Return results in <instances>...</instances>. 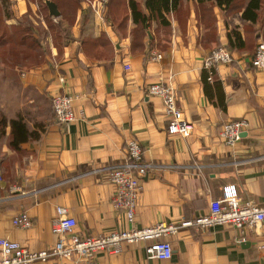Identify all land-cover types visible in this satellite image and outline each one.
<instances>
[{
	"label": "crops",
	"instance_id": "0c3cea01",
	"mask_svg": "<svg viewBox=\"0 0 264 264\" xmlns=\"http://www.w3.org/2000/svg\"><path fill=\"white\" fill-rule=\"evenodd\" d=\"M216 2H206L211 16L197 0H184L181 20L167 15L171 31L153 22L139 45L133 40L131 14L123 31L107 19L105 2L83 0L75 22L65 24L68 40L59 47L43 42L42 64L0 73L7 84L5 97L0 95L7 120L0 130V238L33 251L52 247L59 206L68 208L80 236L179 222L206 212L227 186L241 201L264 207V69L252 65L258 43L264 42V0L256 19L243 15L250 0ZM27 10V2L17 0L9 23ZM220 46L232 48L234 58L214 71L223 100L215 87L211 98L203 86L205 60ZM161 82L173 89L176 105L194 126L187 138L168 134L170 115L163 100L147 92L149 85ZM58 94L74 97L76 121L65 127L52 106ZM19 117L39 138L29 135L13 149L10 121ZM235 119H246L248 126L239 141L227 145L221 131ZM130 139L139 142L145 161L153 165L141 181L133 224L113 207L108 177L109 168L126 162ZM22 212L31 217V227L13 224ZM169 240L173 255L168 260L149 258L144 243L124 244L118 254H99L97 264H264V223L244 231L183 228Z\"/></svg>",
	"mask_w": 264,
	"mask_h": 264
},
{
	"label": "built area",
	"instance_id": "2783aa9c",
	"mask_svg": "<svg viewBox=\"0 0 264 264\" xmlns=\"http://www.w3.org/2000/svg\"><path fill=\"white\" fill-rule=\"evenodd\" d=\"M159 56V55H158ZM232 52L225 47L212 50L204 63L208 80L213 81L215 69L223 64L233 62ZM255 69H264V42H259L252 57ZM130 68L126 65V69ZM149 95L158 96L170 115L169 135L189 137L194 129L191 122L184 118L182 110L176 105L173 89L165 83L151 84L147 88ZM55 119L61 126H68L76 121L74 97L70 94H58L52 98ZM246 119H235L224 124L221 138L227 145H234L246 130ZM126 162L109 168L108 177L114 187L112 205L126 216L127 222L133 224L141 189V181L153 167L146 162L144 150L135 139L126 144ZM3 181V155L0 150V182ZM57 217L52 226L57 236L55 244L44 250L33 251L19 242L0 238V264H34L36 262H55L61 259H72L74 264H97L99 254H118L124 244L140 246L145 244L147 256L152 259L168 260L173 255V247L169 237L183 228H192L203 232L214 226H232L241 231L248 227H256L264 223V207L251 202H243L232 186L223 189L222 197L213 199L208 210L192 219L179 222H160L151 226L129 227L98 236H80L76 233L77 222L69 215L68 208L59 206ZM13 224L19 228L32 226L31 217L19 213L13 218ZM264 248V245L261 248Z\"/></svg>",
	"mask_w": 264,
	"mask_h": 264
},
{
	"label": "trees",
	"instance_id": "16d2710c",
	"mask_svg": "<svg viewBox=\"0 0 264 264\" xmlns=\"http://www.w3.org/2000/svg\"><path fill=\"white\" fill-rule=\"evenodd\" d=\"M59 11L60 16L53 19L49 14L48 6L44 1H40L38 13L44 18V27L29 18L28 12L18 19L15 23H9L13 16L8 11V4L11 0H0V73H11V69L20 68L27 69L39 66L45 60V45L43 42L51 38L52 42L59 47L68 39V29L65 24L72 25L77 17V12L81 7L83 0H51ZM91 2L92 0H84ZM184 0H105L106 17L113 24L117 23V27L124 31L128 16L131 14L135 23L133 30V40L135 44H141V40L149 34L152 23L157 22L158 28L165 31H171V23L167 15L173 13L175 18L181 20L185 12L181 7ZM200 9L207 11L213 16L212 8L206 2L210 0H197ZM218 5L228 4L231 0H216ZM262 0H250L244 10V18L256 19L258 9ZM56 21V22H55ZM67 22V23H65ZM231 34L229 38L231 40ZM238 37V32H233ZM154 43L155 39L151 40ZM258 46V45H257ZM230 49V48H229ZM232 50V48L230 49ZM256 51V50H255ZM255 53V52H254ZM203 86L207 95L212 98V89L215 87L220 96L219 100H223V93H219L222 89L220 81L210 82L208 74L205 71L203 76ZM222 92V91H221ZM223 101L220 102V104ZM7 120L0 111V130L4 132ZM11 131L9 134V146L13 149H19L21 143L27 141L29 135L34 139H38L39 135L30 132L24 118L19 117L10 121Z\"/></svg>",
	"mask_w": 264,
	"mask_h": 264
},
{
	"label": "rangeland",
	"instance_id": "374dc122",
	"mask_svg": "<svg viewBox=\"0 0 264 264\" xmlns=\"http://www.w3.org/2000/svg\"><path fill=\"white\" fill-rule=\"evenodd\" d=\"M24 1L27 2V4H28V10H27L28 14H26L27 12H25L23 15H25V14L28 15L29 18H31L33 21H35L38 24H41L44 27V25H45L44 18H43V16L41 14L38 13V8H39L40 1H44L45 2V0H24ZM101 1L105 2V0H101ZM11 2H12L11 4H8V6H9L8 7V11L10 10L11 15L15 16V3L17 2V0H11ZM31 5H33L36 8L32 9ZM52 18L56 20L55 17H52ZM9 22H11V20H9ZM65 23H67V22H65ZM48 42L51 44V42H52L51 38H48ZM6 86H7V84L3 80L0 79V95H1V98L5 97V92H2V91L4 90V88Z\"/></svg>",
	"mask_w": 264,
	"mask_h": 264
},
{
	"label": "water",
	"instance_id": "95a60500",
	"mask_svg": "<svg viewBox=\"0 0 264 264\" xmlns=\"http://www.w3.org/2000/svg\"><path fill=\"white\" fill-rule=\"evenodd\" d=\"M46 5L48 6L49 13L52 17H59L60 16V11L57 7V5L51 1V0H45Z\"/></svg>",
	"mask_w": 264,
	"mask_h": 264
}]
</instances>
